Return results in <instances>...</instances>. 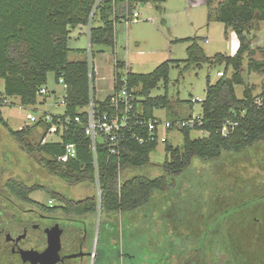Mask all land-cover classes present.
Masks as SVG:
<instances>
[{
  "label": "rangeland",
  "instance_id": "rangeland-1",
  "mask_svg": "<svg viewBox=\"0 0 264 264\" xmlns=\"http://www.w3.org/2000/svg\"><path fill=\"white\" fill-rule=\"evenodd\" d=\"M136 11L130 18L138 22L115 25L114 48H91L92 60L98 67L100 78L95 83L96 97L107 93L103 90H110L114 57L124 62L127 70L138 75L149 74L165 62H179L178 65L170 63L166 88L160 81L150 92V97H160L166 93L169 101L166 110H154L153 117L164 120L200 115L199 101L205 97L207 82L212 85L218 81L217 73L224 72L225 66L212 63L202 64L199 69L186 66L183 61L189 44L176 40L197 38L205 56L212 59L218 54L230 57L236 53L238 41L235 34L228 29L225 36L223 24L207 20V0L137 4ZM95 25H98L97 19ZM87 28L79 26L70 31L68 48L71 52L68 61L88 60ZM251 35L255 36L251 46L255 50L252 59L264 62V22L259 24L258 32ZM77 50L81 53H75ZM247 64L245 58L241 71L244 86L234 88L239 99L245 87L252 88L254 97H259L264 88V75L250 72ZM127 70L121 69L120 73L124 74ZM231 73L229 68L225 78L230 77ZM3 86V80H0V92ZM44 88L48 92L44 97L45 102L35 107H23L18 99H7L6 106L0 109V115L11 130L17 132L31 126L27 120L29 114L40 117L44 113H63V105L57 103L65 94L64 85L56 82L50 73ZM35 129L25 136L30 146L39 142L42 133ZM204 136L206 134L201 131L190 132L193 140ZM167 138L166 144H158L150 154L147 166L126 168L119 173L120 182L133 176L149 179L166 176L168 189L166 192H154L148 206L123 213L134 214L138 219V229L132 246L131 222L127 221L126 227L120 224V218L117 233L120 255L116 257L115 264H249L247 256L240 252V247H236V240L240 233L255 234L248 225L253 224L252 219L261 213L252 200L264 195V137L240 153H223L212 161L193 158L190 165L176 176L164 173L163 164L167 158L165 146L182 148L184 139L181 132H170ZM45 141L56 143L59 137L50 133ZM4 146L16 159L19 158L18 162L14 158L18 164L15 176L31 184L48 186L52 191L64 193L69 190V195L75 198L94 200L97 205L95 213L103 214L100 212L101 197L99 200L95 184L68 185L50 176L38 163L41 155L26 150L0 122V149H4ZM32 197L44 203L50 198L43 190L34 192ZM225 210H228L227 214ZM127 235L129 240L126 241ZM109 251V246L101 247V257L107 259ZM128 252L130 255H127ZM260 252L258 263L264 259L263 247Z\"/></svg>",
  "mask_w": 264,
  "mask_h": 264
},
{
  "label": "trees",
  "instance_id": "trees-1",
  "mask_svg": "<svg viewBox=\"0 0 264 264\" xmlns=\"http://www.w3.org/2000/svg\"><path fill=\"white\" fill-rule=\"evenodd\" d=\"M96 0H0V80H3V91L0 92V109L5 107L3 101L18 99L23 107L36 104L37 92L46 86L47 76L52 73L54 80L63 79L65 87V108L62 119L80 115L84 123V115L80 111L88 102L87 61H68L69 34L72 29L89 25V15ZM166 0H104L98 6L92 24L88 30V41L92 46L114 48L115 25L130 19L137 4L157 5ZM213 3L207 0V20H215L224 25L225 36L230 29L238 41V49L233 56L221 54L212 59L207 58L197 38L176 40L188 43L186 59L183 63L199 69L202 64L212 63L224 65L225 72L231 68L228 78L223 76L213 85L207 82V89L201 104V126L197 131L206 136L190 138L191 130H182V148L165 146L167 158L163 164L167 176H176L186 169L193 158L212 161L223 153H240L253 146L264 137V88L259 97L253 96L251 87H245L242 98L235 95V86H244L241 77L242 63L246 58L250 72L264 75V62L255 61L252 57L255 50L251 48L258 32L259 24L264 22V0H220ZM97 19L98 25H95ZM258 49V48H257ZM75 53H81L77 50ZM170 63L165 62L151 73L138 75L128 72L126 81L129 89L140 88L135 93L141 105L142 117L154 119L153 111L167 108L168 99L164 96L150 97L160 81L165 88L168 83ZM123 66V63H120ZM120 66V67H121ZM176 119V118H175ZM57 118L46 124L39 122L28 130L14 132L4 122H0L9 135L24 145L29 152L41 155L39 165L52 177L68 185L95 183V167L92 153L89 151L90 141L84 135L82 125L74 122L66 125L61 142L43 143L52 125H57ZM174 120V119H171ZM228 124L227 136L221 130ZM40 127L39 142L30 146L25 136L30 130ZM56 132L59 133L58 130ZM72 144L76 149V157L67 163L57 161L64 154V146ZM157 145L137 143L131 132H124L120 142L119 159L110 157L105 142L97 144L96 163L99 186L102 191L100 212L123 214L133 212L147 205L154 192H166L167 177L149 179L133 176L125 179L118 186L119 170L138 169L149 164L150 154ZM45 190L54 198L52 192L36 186L33 191ZM254 201H252L253 203ZM96 202L87 201V211L96 212ZM255 234H241L237 237L236 247L247 256L249 264H264L260 259V250L264 249V233L258 224L250 223ZM247 228V227H246ZM244 231V230H243ZM262 232V233H261Z\"/></svg>",
  "mask_w": 264,
  "mask_h": 264
},
{
  "label": "flooded vegetation",
  "instance_id": "flooded-vegetation-1",
  "mask_svg": "<svg viewBox=\"0 0 264 264\" xmlns=\"http://www.w3.org/2000/svg\"><path fill=\"white\" fill-rule=\"evenodd\" d=\"M14 158L6 146L0 149V264H115L120 218L126 227L127 220L87 211V198H75L69 190L61 193L22 180L14 175L19 161ZM36 186L55 193L54 198L46 203L34 199ZM252 201L261 212L252 221L264 233V195ZM104 245L110 250L107 259L101 257Z\"/></svg>",
  "mask_w": 264,
  "mask_h": 264
},
{
  "label": "built area",
  "instance_id": "built-area-1",
  "mask_svg": "<svg viewBox=\"0 0 264 264\" xmlns=\"http://www.w3.org/2000/svg\"><path fill=\"white\" fill-rule=\"evenodd\" d=\"M104 0H96L92 11L89 15V25L87 26L88 30L92 24L93 18L95 16L98 6ZM130 23H136L139 20L129 19ZM126 21V22H128ZM150 21V20H149ZM91 45L88 41V60H87V85H88V102L87 105L80 111L84 115V123L80 115H76L73 118L66 117L62 119L60 115H49L42 114L40 117H35L32 115H27V120L30 122L31 126H27L25 130L33 127L39 122L46 124L52 123L54 117L57 118V125H52L49 130H58L60 136L63 134L66 125L69 123H76L82 125L84 135L89 139V151L93 155L94 167H95V186L98 188V197L100 200L102 191L100 190L98 174H97V163H96V150L97 144L101 141L105 142L108 148V154L110 157L119 159L120 156V142L123 138L124 132H131L133 139L142 144H166L168 141V134L170 132H181L182 130H191L197 131L202 124L200 115L198 116H189L186 118H176L174 120L170 119H150L146 120L142 117V112L138 110V98L135 93L137 88L129 89L126 81V75L129 72L127 66L124 62L116 60L114 57L113 63V76L111 81V94L103 101H98L95 95L96 87L95 83L99 78L98 67L92 60ZM123 63V66L120 65ZM121 66V67H120ZM121 69L127 70L124 74L120 73ZM224 76L223 72H218L217 77L222 78ZM103 79V78H101ZM60 84L63 83V79L58 80ZM47 90L43 87L37 92L36 104L32 107L37 106L38 104H43L47 95ZM7 99L3 101V104L6 105ZM199 101V103H201ZM192 103V102H190ZM57 104H62L65 108V94ZM34 110H36L34 108ZM64 111V110H63ZM228 124H224L221 133L222 136H227ZM76 157V149L72 144L64 146V154L61 157L57 158L58 162L67 163L70 160H73ZM120 173V169L118 166ZM121 182L118 175V186Z\"/></svg>",
  "mask_w": 264,
  "mask_h": 264
},
{
  "label": "crops",
  "instance_id": "crops-1",
  "mask_svg": "<svg viewBox=\"0 0 264 264\" xmlns=\"http://www.w3.org/2000/svg\"><path fill=\"white\" fill-rule=\"evenodd\" d=\"M137 11H136V5L134 6V9H133V12H132V15H134L135 13H136ZM87 37H88V29H87ZM237 47H238V42H237ZM213 85V84H212ZM138 89V88H137ZM106 94L105 95H101V97H97V100L98 101H103V100H105L110 94H111V88H110V90L109 89H107V90H103ZM102 91V92H103ZM142 107H141V105L139 104L138 105V110L139 111H141L142 112V109H141ZM165 109V108H164ZM159 110V109H158ZM163 110V109H162ZM166 110V109H165ZM154 112V111H153ZM171 120V119H170ZM37 132H40L41 131V128L40 127H37L36 129H35ZM53 131V132H52ZM50 133H52V134H54V136H57V137H59V142H61V139H60V134L58 133V132H56V131H54V130H49V132H48V134H50ZM47 134V135H48ZM46 138V137H45ZM43 143H52V142H46L45 141V139L43 140ZM56 143H58V142H56ZM150 201H152V198H151V200ZM149 205V204H148ZM147 205V206H148ZM122 215H124V219H126L127 221H129L130 220V222H131V226H132V229H131V234H130V236H131V239H132V244H134L133 242H134V239H135V232L137 231V222H138V219H136L135 218V216H134V214L133 213H131V214H122ZM127 236H129V235H127Z\"/></svg>",
  "mask_w": 264,
  "mask_h": 264
}]
</instances>
